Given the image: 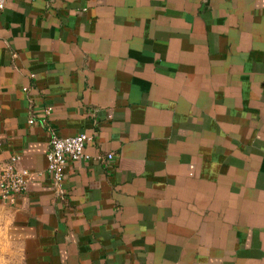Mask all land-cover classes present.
I'll return each instance as SVG.
<instances>
[{
  "label": "crops",
  "instance_id": "obj_1",
  "mask_svg": "<svg viewBox=\"0 0 264 264\" xmlns=\"http://www.w3.org/2000/svg\"><path fill=\"white\" fill-rule=\"evenodd\" d=\"M0 142L4 264H264V0H7Z\"/></svg>",
  "mask_w": 264,
  "mask_h": 264
},
{
  "label": "built area",
  "instance_id": "obj_2",
  "mask_svg": "<svg viewBox=\"0 0 264 264\" xmlns=\"http://www.w3.org/2000/svg\"><path fill=\"white\" fill-rule=\"evenodd\" d=\"M7 0H0V16L6 8ZM51 109H47V114ZM30 123H35L31 118ZM93 135L80 132L73 136L63 137L55 129L50 130V142L47 153V171L51 173L56 185H60L66 177L67 164L70 161L88 160L90 155L85 151L87 144L93 139ZM3 147L0 142V202L15 204L28 189L32 174L18 166L19 156L12 155L7 161L1 159ZM113 153L98 155L97 160L106 162L113 159Z\"/></svg>",
  "mask_w": 264,
  "mask_h": 264
},
{
  "label": "rangeland",
  "instance_id": "obj_3",
  "mask_svg": "<svg viewBox=\"0 0 264 264\" xmlns=\"http://www.w3.org/2000/svg\"><path fill=\"white\" fill-rule=\"evenodd\" d=\"M4 257L2 255H0V264H4Z\"/></svg>",
  "mask_w": 264,
  "mask_h": 264
}]
</instances>
